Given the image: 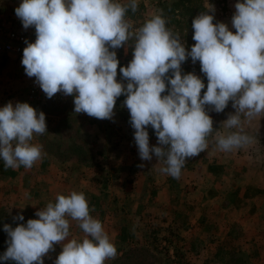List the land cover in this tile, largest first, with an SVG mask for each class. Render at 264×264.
Here are the masks:
<instances>
[{
    "label": "clouds",
    "instance_id": "9594fccd",
    "mask_svg": "<svg viewBox=\"0 0 264 264\" xmlns=\"http://www.w3.org/2000/svg\"><path fill=\"white\" fill-rule=\"evenodd\" d=\"M137 0H22L15 9L24 29L35 28V42L25 41L22 65L35 77L47 98L58 92L73 96L74 112L112 120L116 100L130 112L134 141L142 161L153 155L165 165L163 174L178 179L187 159L207 147L213 120L205 110L212 106L223 112L232 102L234 114L223 125L240 131L219 135L218 147L232 151L252 142L243 132L241 116L254 118L264 113V0H237L232 27L213 23L215 6L210 4L192 20L195 44L188 51L179 34L166 27L162 15H153L133 30L126 19ZM134 40L133 59L120 67L115 49ZM200 62L207 78L181 65L188 58ZM171 70V75H168ZM167 81V83H166ZM167 94L162 95V93ZM151 126L157 145L150 146ZM47 132L46 116L27 102L10 101L0 108V159L6 168H31L42 157V145L31 143L34 134ZM143 168L144 165H138ZM13 228L4 225L9 239L0 260L15 264H44V257L62 244L54 264H104L115 259L117 249L102 223L90 215L83 192L57 195L55 202L36 211ZM71 220L79 222L82 241L68 239ZM23 221V215L14 217Z\"/></svg>",
    "mask_w": 264,
    "mask_h": 264
},
{
    "label": "crops",
    "instance_id": "0c3cea01",
    "mask_svg": "<svg viewBox=\"0 0 264 264\" xmlns=\"http://www.w3.org/2000/svg\"><path fill=\"white\" fill-rule=\"evenodd\" d=\"M223 3L222 13L215 7L213 23H228L229 30L233 31L231 21L236 1L224 0ZM29 78L22 60L0 57V105L3 107L11 101L13 105L16 102H27L30 106H35L25 95ZM50 104L41 106L38 110L48 116ZM257 125H249L252 128V132H249L253 138L252 142L232 151H222L218 147V136L229 133L223 129V125L219 126L218 130L214 129L207 137L208 147L198 156L186 160L190 163V166H187L189 170H181L178 179L162 172L156 176V172L150 169L148 188L140 190L138 194H132L133 190L126 193L128 197L126 196L124 201L130 206V211L144 210L145 205L149 210L155 211L154 220L160 231L158 235L163 242L166 241L170 248L167 254H171L170 258L175 264H264V153L258 154L262 142L257 136ZM243 132L246 133L244 130ZM50 137L47 128L43 135L34 134L31 141L42 145V157L34 164L48 166L46 177L51 184H48V189L44 191L48 200L44 199V204H40L43 200L38 199V191L32 181L37 176L33 167L29 168L26 174L27 168L24 166L6 168L0 159V180H3L0 181V185H3L0 192L8 191L22 204L11 206L6 204L5 200L4 203L0 200V206H9L7 209L10 211L25 208L38 211L46 207L47 203L55 202L57 195H67L73 191L66 192L67 187H70L66 180L73 175L72 172H76L73 177L79 179L74 190L85 194L90 211H111L115 210L118 204H122L121 197L116 200L111 191L101 192L96 182L99 179L96 178L105 163L110 165L108 171H105L108 177L115 178L117 171L123 168L127 171L125 165L132 163L129 158H116L120 161L119 169L115 164L117 161H113L115 158H101L97 152H94V158H89L88 166L85 164V158H55L48 153ZM156 167H161V164H155V170ZM25 175L26 178L32 179L27 185H32L34 191H26V184H20ZM187 177L191 182H188ZM233 179L236 181L231 184L228 180ZM10 182L12 184L9 188ZM58 183L60 188L56 186ZM113 191L118 193L117 190ZM69 223L71 238L79 226L70 218ZM107 226L110 232V222H107ZM167 232L174 235V240H167ZM118 235L116 228L108 235L114 245ZM240 258L242 262L238 261ZM178 260L182 262H177Z\"/></svg>",
    "mask_w": 264,
    "mask_h": 264
},
{
    "label": "rangeland",
    "instance_id": "374dc122",
    "mask_svg": "<svg viewBox=\"0 0 264 264\" xmlns=\"http://www.w3.org/2000/svg\"><path fill=\"white\" fill-rule=\"evenodd\" d=\"M223 1L224 0H203L202 5L207 9V7L212 4L216 7L219 13H222L224 8L222 5L224 4ZM21 2L22 0H0V22H4L12 27L21 26L22 28H24L21 20L15 14V9ZM120 2L122 4H127L129 0H120ZM167 2H170V0H167ZM137 4L138 7L135 12L129 9L126 13V19L132 24L133 30L141 27L143 23L146 20L150 19L153 15H162V17L166 20V27L171 29L174 34H179L181 42L185 44L186 49L188 51L191 50V47L195 44V41L192 39L194 30L192 28V20L184 16V10H179L177 12L173 10L162 11L159 9L160 5H158V0H137ZM191 4L192 3L188 5L191 7ZM178 13H181L183 16L181 17V15H177ZM225 24L228 25V23ZM133 50L134 40H129L128 43L124 46L115 49L118 60L126 65H128L129 62L133 59ZM182 65H184L189 72L195 73L200 77L205 76L200 70L201 65L199 61L193 63L191 58L189 57L185 62L182 63ZM117 81L123 82L119 77H117ZM207 82L203 91H206ZM165 94H167V92L162 93V95ZM72 100L68 101L67 103L48 105L46 126L48 128V135L51 136L50 139H48V153L52 154L55 158H85V164H87L88 166L89 158H94V152H97L102 156L101 158H115L113 161H117L115 164L118 165V169L120 168V161L118 160H120V158H129L132 163H130L128 166L125 165V167L128 168L127 171L123 168L122 170L117 171L115 178L108 177L109 175L107 176V173L105 174V171H108V167L110 165L105 163L101 167V172L99 173L98 178H96L99 179L96 181L99 184L97 185V188H101V192H104L106 190L111 191L112 193H114L116 200L121 197L122 204H118L116 206V209L111 211H90V215H92L102 223L103 228L108 235L112 234V231L115 228L117 229V232L119 231L118 237L115 238V247L117 249V255L115 258L120 256L124 250H128L134 247H143L148 251V254L152 256L153 260L156 261L155 264H173L174 261L170 258L171 254H167V251L170 248L168 247L166 241L163 242V240H161L160 238L161 236L158 235L160 231L157 226L156 220H154L156 215L155 211L149 210L147 205H145L144 210L132 212L129 209L130 206L127 205L124 201L127 196L126 193L130 190H133V192H131L132 194L134 192L138 194L140 190L148 188L150 180L148 171L152 169L156 172V176H159V173H161L160 169L164 167L163 161H158L154 155V158L151 161H142L140 159L138 148L134 141L135 130L133 128H129L126 123V119L129 116L130 112L126 106H123L124 103L117 99L114 108L113 119L101 120L95 117H90L85 113H75L74 103ZM33 105L35 106L32 107H37L36 110L39 113L40 111L38 109L41 106L37 104ZM0 108H2L1 105ZM205 110L213 120V125L215 126L213 130H218V127L223 125V122L228 118L229 114L235 113V109H233L231 101L226 107L225 112L217 113L212 109V106L210 105H206ZM252 124H258L257 130L259 131H257V133L259 132V134L257 136L258 139L262 142V146L258 148V150H260L258 154L264 153V113L251 119L246 118L243 115L241 116V127L250 137L252 135L249 132H252V128H250L249 125ZM223 129H225L226 132H235V130H241L240 128L228 129L225 126L223 127ZM147 130L149 132L150 146L157 145V137L154 130L151 128V126H148ZM158 163L161 164V167H156L155 170L154 165H158ZM141 164L144 165L143 168L138 167V165ZM187 166H190V163L188 161L185 162L184 167L181 170H184L185 172L188 171L189 167ZM32 167L36 170V178H34L33 180L28 179L25 175L24 179L20 181V184H26V191H34L32 185H27L32 180L34 185L36 186L35 189L38 191V195L36 194L38 196V199L43 200L40 204H44V199L48 200L44 196V191L48 189V184H51L48 177H46L48 176V166L43 164H34ZM28 169L29 168H27L26 174L28 173ZM72 174L75 175L76 172H72ZM73 175L66 180V182H68V186H70L67 187L68 190H66V192L74 190L75 186L79 183V179L73 177ZM106 177L107 179H105ZM188 178L189 177L186 178L188 182H191V179ZM82 181L86 182V180ZM228 181L232 184V182L236 180L233 179ZM60 182L63 183V181L61 180ZM153 182H155V180ZM11 184L12 182H10L9 188ZM59 184L60 183L56 185L57 188L61 187ZM2 186L3 185H0V189H2ZM152 186L155 187L156 185ZM112 189L115 191L117 190L118 193H115ZM6 197H9L10 199L7 200ZM211 199L212 198L210 196V200ZM0 200H2V203H4L3 200H5V203L11 206H22V204L18 203L19 199L17 197H14L13 194L11 195L10 193H8V191L0 192ZM38 206L40 205L38 204ZM8 207L9 206L6 205L0 206V212L5 213L10 218H14L21 211L28 209H12L10 211V209H7ZM30 211H32L35 215L37 210ZM35 217L36 219H38L36 215ZM73 221L79 226L78 221ZM107 222H110V232H108ZM84 236L85 234L83 233V230L80 227H77L74 236L68 239L70 240L75 238L82 241ZM165 237L168 241L174 240V235H172L171 233H169L168 236ZM165 245H167L166 252L163 250L165 248ZM61 251L62 244H54V251H50L44 257V264H54L55 259L58 257ZM113 260L114 259L106 260L104 264H110ZM151 261L152 259L150 258L149 264L151 263ZM238 261L242 262V259L240 258ZM177 262L181 263L182 261L178 260ZM175 263L176 262H174V264Z\"/></svg>",
    "mask_w": 264,
    "mask_h": 264
},
{
    "label": "trees",
    "instance_id": "16d2710c",
    "mask_svg": "<svg viewBox=\"0 0 264 264\" xmlns=\"http://www.w3.org/2000/svg\"><path fill=\"white\" fill-rule=\"evenodd\" d=\"M202 1L203 0H170V2H167V0H158V5H160L159 9L162 11L163 10H170V11L173 10L177 12L179 10H184L185 11L183 12L185 14L184 16L193 20L200 12H203L206 10V8L202 5ZM234 1L237 2V0H234ZM190 3H192L191 7L188 5ZM177 15H181V17L183 16L181 13H178ZM125 66L127 65L122 62L119 63L118 69H117V77H119L124 83H127L126 80H123L122 74L119 71L120 67H125ZM181 71H182V75L189 73V71L186 69L184 65H181ZM168 75H171V70L169 71ZM201 79L206 85V82H207L206 76H202ZM204 92L205 91H203L202 89L201 97L203 96ZM117 99L121 101L122 103H124V100L126 99V97L122 95L118 97ZM126 123L129 128H132L130 124V114L126 119ZM21 214L24 217L23 221L15 220L14 218H10L9 216H7L5 213L0 212V256H3L4 252L7 250V247H8L7 241L9 237L7 233L4 231V225L9 224L13 228H15L20 223L26 224L28 219H36L34 213L28 209L21 211L18 215H21ZM163 250L165 252L167 251L166 246ZM150 258L152 259L150 264H155L156 261L153 260L152 256L148 254V251L145 248L134 247L128 250H124L121 253V255L115 258L110 264H149ZM0 264H15V262L11 260H8V261L0 260Z\"/></svg>",
    "mask_w": 264,
    "mask_h": 264
},
{
    "label": "built area",
    "instance_id": "2783aa9c",
    "mask_svg": "<svg viewBox=\"0 0 264 264\" xmlns=\"http://www.w3.org/2000/svg\"><path fill=\"white\" fill-rule=\"evenodd\" d=\"M35 28L24 29L21 26H9L0 22V57H10L14 59L23 58V50L29 43L35 42ZM25 95L32 104L44 106L50 103H67L73 96H65L58 92L51 99L47 98L40 86L35 82V77H30L26 86Z\"/></svg>",
    "mask_w": 264,
    "mask_h": 264
}]
</instances>
